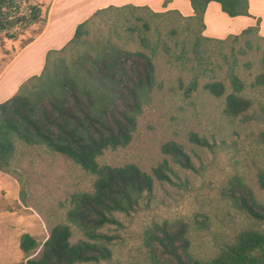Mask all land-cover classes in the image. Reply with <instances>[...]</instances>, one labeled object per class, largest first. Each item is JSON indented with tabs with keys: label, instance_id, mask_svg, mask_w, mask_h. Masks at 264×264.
Here are the masks:
<instances>
[{
	"label": "rangeland",
	"instance_id": "1",
	"mask_svg": "<svg viewBox=\"0 0 264 264\" xmlns=\"http://www.w3.org/2000/svg\"><path fill=\"white\" fill-rule=\"evenodd\" d=\"M46 2L17 0L14 12L28 15L30 5H39L43 17ZM189 23L177 14L153 15L144 9H126L106 11L87 26V39L92 42L109 40L122 49L147 55L153 49L156 78L130 143L105 150L97 162L116 167L133 164L151 174L153 168L166 161L173 172L169 173L171 183L154 181L152 194L140 202L136 211L117 214L118 224L101 229L114 240L111 259L100 264H148L143 234L152 223L164 220L191 226V245L197 257L215 255L237 233L254 227V221L235 209L227 195L229 183L236 176L264 206V189L257 183L258 172L264 173V86L252 87L262 73L264 37L255 31L233 35L237 39H214L191 30ZM43 25L39 21L0 32V40L9 41L7 36L15 34L23 44L34 38ZM137 34L148 38L149 49L142 46ZM200 36L210 41H201ZM232 70L243 83L244 96L251 100L247 118L226 117L222 113L224 97H214L205 89L207 84L222 82L229 92ZM191 134L215 146H197L190 142ZM168 142L183 147L195 171L181 168L162 153V145ZM94 181L95 176L66 157L41 146L20 144L9 171H0V264L38 259L43 242L58 224L70 226L71 243L84 239L67 222L66 212L71 207V196L91 192ZM23 234L39 243L28 255L19 248Z\"/></svg>",
	"mask_w": 264,
	"mask_h": 264
},
{
	"label": "trees",
	"instance_id": "2",
	"mask_svg": "<svg viewBox=\"0 0 264 264\" xmlns=\"http://www.w3.org/2000/svg\"><path fill=\"white\" fill-rule=\"evenodd\" d=\"M16 1L0 0V32L45 22L39 5H30L28 15L16 14ZM188 1L193 16L181 17L190 22L191 30L199 33L204 30L203 16L210 2L218 3L221 11L231 18L249 16L248 0ZM126 9L148 10L125 6L97 11L77 25L72 39L64 47L47 53L39 75L27 79L10 99L0 104L1 172L9 171L21 144L44 147L95 176L92 191L73 194L71 207L66 212L67 222L75 226L84 239L71 243L70 226L58 224L51 228L38 259H25L17 264H100L109 261L114 238L101 233V229L118 224L117 214L127 215L136 211L140 202L152 194L155 180L172 182L169 173L173 175V172L166 161L153 168L151 174L133 164L116 167L101 166L97 162L105 150L130 143L137 117L156 83L153 49L152 54L147 55L142 51L122 49L109 40L92 42L87 39V26L92 19L106 11ZM151 13L179 15L175 11ZM259 22L257 19L256 26L242 31L240 36L257 32ZM139 34V42L149 49L148 38ZM228 37L237 39L233 35ZM15 38V34L7 36L9 40ZM33 39L21 43V46L25 47ZM199 39L210 41L203 36ZM67 52L68 57L65 56ZM260 64L262 73L252 87L264 86V55ZM228 77L229 92L222 82L207 84L205 89L214 97H224L222 113L226 117L247 118L251 100L244 96L243 83L233 70ZM189 140L207 149L215 146L214 142L210 143L196 134H191ZM161 151L181 168L196 170L180 144L165 143ZM257 183L264 189L261 170L257 174ZM226 192L235 209L254 221L253 228L237 233L215 255L205 259L197 257L192 250L191 226L188 223L167 220L152 223L143 234L148 264H264V228L261 229L264 206L237 176L232 178ZM38 245V241L28 234L19 239V248L24 255Z\"/></svg>",
	"mask_w": 264,
	"mask_h": 264
},
{
	"label": "crops",
	"instance_id": "3",
	"mask_svg": "<svg viewBox=\"0 0 264 264\" xmlns=\"http://www.w3.org/2000/svg\"><path fill=\"white\" fill-rule=\"evenodd\" d=\"M147 8L153 13L175 11L187 18L193 16L188 0H47L44 25L33 41L21 46V41L0 40V104L10 99L30 77L39 75L49 51L60 50L73 37L77 25L97 11L108 7ZM249 16L229 17L216 2L208 3L203 16L205 37L224 39L256 26L264 37V0H248ZM35 63H39L34 67Z\"/></svg>",
	"mask_w": 264,
	"mask_h": 264
}]
</instances>
